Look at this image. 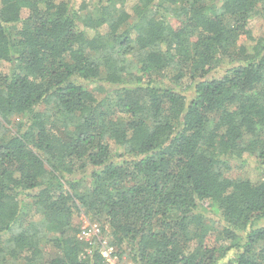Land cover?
<instances>
[{
  "label": "trees",
  "instance_id": "1",
  "mask_svg": "<svg viewBox=\"0 0 264 264\" xmlns=\"http://www.w3.org/2000/svg\"><path fill=\"white\" fill-rule=\"evenodd\" d=\"M126 2L0 0V264H264V0Z\"/></svg>",
  "mask_w": 264,
  "mask_h": 264
},
{
  "label": "built area",
  "instance_id": "2",
  "mask_svg": "<svg viewBox=\"0 0 264 264\" xmlns=\"http://www.w3.org/2000/svg\"><path fill=\"white\" fill-rule=\"evenodd\" d=\"M81 234L79 238L85 241H97L101 247V255L105 259V264H131L129 262L119 263L115 250L112 246H108L107 242L99 239L100 229L97 224L88 223L86 226L81 228Z\"/></svg>",
  "mask_w": 264,
  "mask_h": 264
},
{
  "label": "rangeland",
  "instance_id": "3",
  "mask_svg": "<svg viewBox=\"0 0 264 264\" xmlns=\"http://www.w3.org/2000/svg\"><path fill=\"white\" fill-rule=\"evenodd\" d=\"M134 2H133V0H127V2L125 3V6H127L128 8H130V6H132V4H133ZM262 23H261V21H259V20H253L252 21V27L255 29V35H257V32H258V27H259V25H261ZM257 29V30H256ZM5 66L4 67H6V69H7V64H4ZM244 171L248 174V177H249V179L250 180H252V181H257L258 179H259V173L256 171V170H254L253 168H251V167H248V165H247V167L245 168L244 167ZM238 172L239 171H237V170H233V174H238ZM76 222L77 223H79V224H81V228H83L84 226H86L89 222L83 217V216H81V217H79L77 220H76ZM119 263H125L124 261H122V262H119Z\"/></svg>",
  "mask_w": 264,
  "mask_h": 264
}]
</instances>
